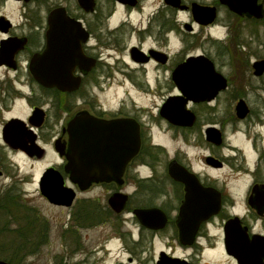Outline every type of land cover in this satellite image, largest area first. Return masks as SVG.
I'll list each match as a JSON object with an SVG mask.
<instances>
[{"label": "flooded vegetation", "instance_id": "af4514ba", "mask_svg": "<svg viewBox=\"0 0 264 264\" xmlns=\"http://www.w3.org/2000/svg\"><path fill=\"white\" fill-rule=\"evenodd\" d=\"M49 1L0 0L16 9L15 20L0 14V45H8L0 58V151L31 162L51 157L47 168L73 199L66 208L40 194L47 168L36 181L40 199L67 211L71 226H120L114 264H142L148 253L147 264H264V95L256 104L247 97L253 88L264 93V67L254 65L264 59L233 54L240 64H228L235 21L264 46V0L260 18L221 0H85V9L73 0V10ZM37 6L43 16L31 18ZM57 8L71 23L55 28V53L79 56L56 59V70L70 72L63 85L73 89L64 93L30 70ZM198 85L218 89L198 100ZM20 100L25 116L4 118L8 102ZM178 141L182 148H170ZM66 156L90 173L100 167L103 180L80 189L64 173ZM109 242L99 252L110 253Z\"/></svg>", "mask_w": 264, "mask_h": 264}, {"label": "rangeland", "instance_id": "374dc122", "mask_svg": "<svg viewBox=\"0 0 264 264\" xmlns=\"http://www.w3.org/2000/svg\"><path fill=\"white\" fill-rule=\"evenodd\" d=\"M49 2L50 4L60 2L72 10L75 6L73 0ZM43 10L42 7L39 10L38 6L34 7L30 17H42ZM1 13L13 20L16 19L14 7H0ZM234 24L237 29L234 41L230 44L231 57L228 61V64L233 66L232 69L238 67L240 56L243 55L250 62L264 59V46H258L263 40H254L255 35L251 34L252 29L245 22L235 21ZM217 31L222 32V29ZM215 34L213 36L222 37L221 33ZM239 47H242L241 51H237ZM233 54L240 56L233 57ZM263 95V90L253 88L247 97L250 102L256 104L259 100L257 97ZM43 97L47 96L44 94ZM8 106L11 108L8 113H4V118L13 115L24 117L27 113L22 100L16 101L13 105L8 102ZM229 139L232 140L231 137ZM176 147H183L181 141L170 145V148ZM53 162L51 157L31 162L21 155L14 156L0 151V261L8 264H114L118 245L113 239L117 236L116 231L122 232L120 226L87 228L83 227L81 221H75L71 226L68 224L67 211L48 207L40 199L36 191L37 178ZM80 225L81 228H78ZM107 239L110 241L107 246L110 253L104 254L99 250ZM147 256H150V253L143 255L146 262L141 261L142 264L148 263Z\"/></svg>", "mask_w": 264, "mask_h": 264}, {"label": "water", "instance_id": "95a60500", "mask_svg": "<svg viewBox=\"0 0 264 264\" xmlns=\"http://www.w3.org/2000/svg\"><path fill=\"white\" fill-rule=\"evenodd\" d=\"M79 5L85 9L86 4L85 0H77ZM172 5L175 6V2L177 0H170ZM223 4H225L231 11L235 14L241 15L243 13H249L250 15L259 18L261 17V10L260 7L256 5V0H221ZM195 12L201 11L197 6H193ZM67 16L63 9H55L48 16V32L46 33L47 38V46L46 50L40 57L34 56L30 63V70L31 74L34 79L41 85H45L47 87L52 86L60 91H71V87L64 86L63 81L66 83H70L71 79L67 78L70 74L68 70H56L55 65H57L56 59L60 58H68L69 61L66 64H71V57L78 58V53L74 52L71 56V52L67 55H62L61 53H55V45L54 43V34H56L55 28L61 23L64 24V21L67 23H71L70 21L66 20ZM67 38H71V33L67 35ZM71 40V39H70ZM22 44V43H21ZM19 44V45H21ZM23 45H21L22 47ZM0 58L1 56H5L4 52L8 48L6 42L0 45ZM57 56V58H56ZM258 70H262L264 67V62H259L254 64ZM59 77V78H58ZM194 94L195 99L202 100V99H210L207 98L208 94L210 93L211 97L213 93L217 91L218 88L215 87H206L202 85L194 86ZM244 105L239 103L237 105L236 111L237 113L243 115L246 111L243 108ZM169 117H174L172 114H169ZM178 119V118H177ZM127 158L125 157V161ZM91 173L87 167L84 166V163H75L70 164L68 163L65 167V172L70 174V178L72 181L77 182L80 189L85 188L91 182L94 181H102L103 180V173L100 167H90ZM45 183H41V192L48 199V201L56 204H62L65 206H69L71 204L72 196L71 190L68 188H64L62 186V180L59 174L54 171L53 169H48L45 173ZM0 264H8L6 262L0 261Z\"/></svg>", "mask_w": 264, "mask_h": 264}]
</instances>
